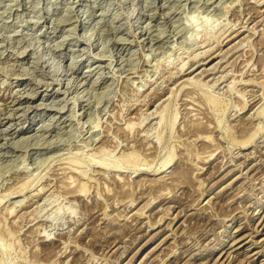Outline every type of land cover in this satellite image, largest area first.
Returning <instances> with one entry per match:
<instances>
[{"label": "rangeland", "instance_id": "374dc122", "mask_svg": "<svg viewBox=\"0 0 264 264\" xmlns=\"http://www.w3.org/2000/svg\"><path fill=\"white\" fill-rule=\"evenodd\" d=\"M0 264H264V0H0Z\"/></svg>", "mask_w": 264, "mask_h": 264}, {"label": "bare ground", "instance_id": "6f19581e", "mask_svg": "<svg viewBox=\"0 0 264 264\" xmlns=\"http://www.w3.org/2000/svg\"><path fill=\"white\" fill-rule=\"evenodd\" d=\"M124 1V0H123ZM228 3V2H227ZM124 4V3H123ZM233 4V3H232ZM80 23H81V21H80ZM84 25V24H83ZM86 32V31H85ZM157 36V35H156ZM124 40V39H123ZM224 41V40H223ZM139 43V42H138ZM203 43V42H202ZM139 47V46H138ZM91 48H93V47H91ZM206 53V52H205ZM19 54V53H18ZM199 55V54H198ZM196 56V55H195ZM205 56V55H204ZM42 59V58H41ZM45 63H46V61H45ZM52 64H54V62L52 63ZM56 64V63H55ZM110 65V64H109ZM50 66V65H49ZM48 66V67H49ZM52 66V65H51ZM56 66V65H55ZM57 66H59V65H57ZM47 67V68H48ZM214 68V67H213ZM52 68H50V70H51ZM54 69H55V67H54ZM57 69H58V67H57ZM215 70V69H214ZM51 71H53L54 72V70H51ZM58 71V70H57ZM60 71V70H59ZM179 72H181V70L179 71ZM62 73H63V71H62ZM68 73V72H67ZM65 74V73H64ZM63 74V75H64ZM69 74V73H68ZM179 74V73H178ZM56 75V74H55ZM25 78V77H24ZM195 78V77H194ZM30 79V78H29ZM189 78H187V80H188ZM79 81V80H78ZM61 82V81H60ZM195 83H199V82H197V80L196 81H194ZM220 82V81H219ZM247 83V82H246ZM55 84H57V83H55ZM61 84V83H60ZM81 84V83H80ZM137 90V89H136ZM82 95H83V93H82ZM25 96V95H24ZM33 96V95H32ZM29 97H30V95H29ZM31 99H32V97H30ZM76 99V98H75ZM88 100V99H87ZM77 102V101H76ZM86 102V101H85ZM13 104H15V103H13ZM17 105V104H16ZM35 105V104H34ZM16 109V108H15ZM58 109V108H57ZM29 111V110H28ZM76 115V114H75ZM159 115H161V113L159 114ZM19 116V115H18ZM144 116V115H143ZM163 116V115H162ZM161 116V117H162ZM57 117V116H56ZM145 117V116H144ZM160 117V118H161ZM75 118V117H74ZM143 118V117H142ZM142 120V119H141ZM81 121V120H80ZM160 121H162L161 119H160ZM144 123V122H143ZM86 124V123H85ZM141 124V123H140ZM142 125H144V124H142ZM131 126V125H130ZM42 127V126H41ZM55 127V126H54ZM195 128V127H194ZM48 129V128H47ZM198 130V129H197ZM196 130V128H195V131H197ZM208 138H206V140H207ZM97 140V139H96ZM91 142V141H90ZM95 142V141H94ZM92 143V142H91ZM150 153V152H149ZM211 158V157H210ZM123 163V162H122ZM123 164H125V163H123ZM125 165H127V164H125ZM75 172V171H74ZM153 180V179H152ZM22 187H24V186H22ZM82 187V186H81ZM40 191V190H39ZM78 195V194H77ZM22 205V204H21ZM134 205V204H133ZM19 206V205H18ZM14 209V208H13ZM11 210V209H10ZM12 211V210H11ZM9 212V211H8ZM12 214V213H11ZM44 238V237H43ZM107 263V262H106Z\"/></svg>", "mask_w": 264, "mask_h": 264}]
</instances>
